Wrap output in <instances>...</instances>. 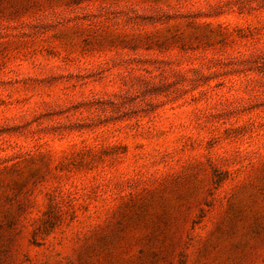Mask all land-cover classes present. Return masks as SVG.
Returning a JSON list of instances; mask_svg holds the SVG:
<instances>
[{"label":"rangeland","instance_id":"rangeland-1","mask_svg":"<svg viewBox=\"0 0 264 264\" xmlns=\"http://www.w3.org/2000/svg\"><path fill=\"white\" fill-rule=\"evenodd\" d=\"M0 264H264V0H0Z\"/></svg>","mask_w":264,"mask_h":264}]
</instances>
